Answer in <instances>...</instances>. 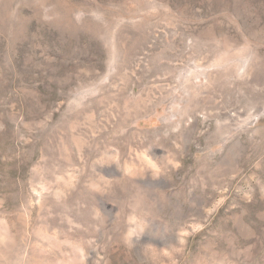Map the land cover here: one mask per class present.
Listing matches in <instances>:
<instances>
[{"label":"rangeland","instance_id":"1","mask_svg":"<svg viewBox=\"0 0 264 264\" xmlns=\"http://www.w3.org/2000/svg\"><path fill=\"white\" fill-rule=\"evenodd\" d=\"M0 264H264V0H0Z\"/></svg>","mask_w":264,"mask_h":264}]
</instances>
